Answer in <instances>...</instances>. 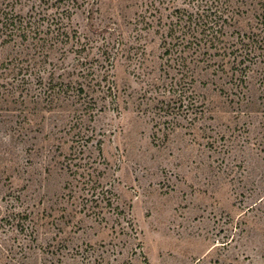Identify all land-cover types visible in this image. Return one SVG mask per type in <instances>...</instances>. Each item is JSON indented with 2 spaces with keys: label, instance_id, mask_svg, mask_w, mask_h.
Returning <instances> with one entry per match:
<instances>
[{
  "label": "rangeland",
  "instance_id": "1",
  "mask_svg": "<svg viewBox=\"0 0 264 264\" xmlns=\"http://www.w3.org/2000/svg\"><path fill=\"white\" fill-rule=\"evenodd\" d=\"M127 1L100 0L92 19L76 12L73 21L97 47L118 36ZM133 36L126 31L127 44ZM146 42L141 66L116 59L118 108L108 105L88 124L100 169L91 176L106 184L117 214L89 198L88 172L68 158L67 129L23 125L0 110V264H264V80L234 93L199 84L192 97L204 110L195 121L196 108L138 110L131 102L169 98L126 96L140 92L139 77L159 60L158 38ZM164 115L169 121L155 125Z\"/></svg>",
  "mask_w": 264,
  "mask_h": 264
},
{
  "label": "trees",
  "instance_id": "2",
  "mask_svg": "<svg viewBox=\"0 0 264 264\" xmlns=\"http://www.w3.org/2000/svg\"><path fill=\"white\" fill-rule=\"evenodd\" d=\"M99 2L0 0V110L18 113L23 125L50 121L67 129L73 143L68 158L88 172L83 177H88L84 185L89 198L117 214L119 207L106 184L91 176L100 169L94 167L88 147L95 139L88 124L108 105L118 108L123 97L112 80L116 59L123 57L129 66L135 59L141 66L146 39L157 37L158 62L139 77L140 92L126 96L138 100L168 94V101L131 103L138 110L159 104V111L196 108L189 119L198 120L204 104L192 95L199 84L209 94L234 93L254 77L264 80V0H128L118 36L111 33L96 47V41L79 32L73 17L79 12L92 19ZM126 31L134 33L128 44ZM126 45L130 50L124 54ZM169 117L160 116L155 125ZM55 141L64 145L61 138ZM95 142L101 158V141ZM71 166L67 164L68 171Z\"/></svg>",
  "mask_w": 264,
  "mask_h": 264
}]
</instances>
